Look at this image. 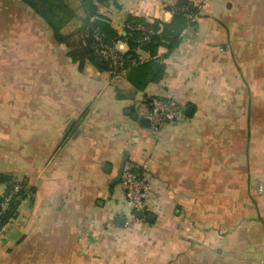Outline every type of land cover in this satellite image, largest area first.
<instances>
[{
	"label": "crops",
	"instance_id": "crops-1",
	"mask_svg": "<svg viewBox=\"0 0 264 264\" xmlns=\"http://www.w3.org/2000/svg\"><path fill=\"white\" fill-rule=\"evenodd\" d=\"M203 1L196 26L183 31L179 46L165 59L160 86L145 90L149 95L176 91L185 107H194L185 120L152 130L136 123L133 108L122 110L130 120L109 121L96 107L86 128H102L109 121L118 135H79L56 153L67 123L85 106L77 108L75 100L60 105L56 88L51 101L41 93L27 107H0L7 112L0 116V127L15 124L0 129V173L34 176L39 195L31 218L19 220V229L3 240L0 264H92L80 254L75 225L80 220L57 210L82 209L71 212L74 219L92 200L102 205L121 156L147 165L149 207L163 209L152 212V222L132 224V247L125 251L132 264H264V0ZM164 2L169 0H116L100 9L122 33L129 15L168 23L172 11ZM217 44H227L228 54L217 53ZM126 49L123 43L120 50ZM137 54L150 59L143 50ZM188 58L198 60L184 64ZM65 59L67 64H38L37 75L68 83L83 77L87 85L91 73L86 75V69L103 80L109 76L93 65L79 71L66 54ZM111 84L116 101L143 94L119 98ZM122 128H131L128 138ZM256 145L260 151L252 152Z\"/></svg>",
	"mask_w": 264,
	"mask_h": 264
},
{
	"label": "rangeland",
	"instance_id": "rangeland-1",
	"mask_svg": "<svg viewBox=\"0 0 264 264\" xmlns=\"http://www.w3.org/2000/svg\"><path fill=\"white\" fill-rule=\"evenodd\" d=\"M62 1L71 7V9L75 12V17L62 28V33L71 36V40L81 39L82 31L88 20L81 8V1ZM191 1L199 12L204 1ZM101 6H99V11L102 13V10L100 9ZM218 48L219 50H217ZM221 49H223L222 54H228L229 47L227 44H217V53L220 52ZM66 51V48L64 49L59 46L54 40L52 31L45 21L35 14L29 6L21 0H0V107L11 104H14L18 108L20 106L27 107L30 104L37 103L35 100L40 97L41 93L42 95L44 94L43 96L45 100L51 101V97L53 95L52 90L56 88H59L60 90V105H67L70 100H75L74 102L77 108L79 106H85L81 112L86 109V117L80 119V112L75 119H72L67 123L65 133L62 135L60 144L55 149L57 150L56 153L61 152L67 142L79 135H102L106 137L118 135L116 134L118 131H116L115 125L109 124V121L113 119L116 121L118 118L130 120V116L126 117L123 114L124 111L122 110H124V108H133L138 117H146L147 111L145 110V107L148 109L149 106L142 99V96L147 94V92H144L142 96L132 98V101H116L115 95L112 91L113 89L110 87L112 85V73L109 71H100L107 72L105 74H109V76L107 78L105 77L103 80V78L100 79L98 75L94 76L93 71L86 69V75L91 73L89 80L91 83L89 85L83 81V77L80 79L77 78L75 81L68 83L65 79L57 82V80H53L52 76L47 74L44 75V78L37 75L39 70L38 64L39 67L40 64H67V60L65 59ZM197 60L198 59L196 58H188L185 59L186 62L184 64L188 62L192 64L193 61ZM206 63L207 62L205 61L204 64ZM89 65L91 64L86 63L88 68ZM195 75L196 73H193L192 77ZM100 83L102 84V87L98 88ZM86 87H89L87 96L83 93ZM69 91L72 92L73 95L69 93ZM21 93L25 95L23 96ZM174 93L176 95V91ZM174 98L176 102L185 107L184 103H181L177 96ZM236 99L240 100L242 97L240 96ZM99 106L102 107L99 108ZM96 107H98L96 112L99 113L100 110L102 111L101 115H105L107 113V119H109L108 124L102 128H86L87 116L95 113L94 108ZM4 110L5 109L0 108V116L7 114L6 111L4 113ZM187 117L188 116L186 115L184 119L179 121H183ZM98 122L100 121L97 120L96 124H98ZM136 123L139 124L137 120ZM14 126L15 124L4 127L5 129H10ZM139 126L141 125L139 124ZM4 127H0V129L3 131ZM151 129L154 130L152 127ZM122 130L123 132L121 130L120 132H122V135L125 138H128V136L131 135V128H129L130 132L123 128ZM256 131L258 132L259 129ZM251 151L259 152V145L253 146ZM121 157H123L121 162L122 171L123 167L126 164H129L131 168L136 170L142 177L145 178L147 184L149 185L146 200L142 208L145 214L147 212H158L156 207H149L151 178L149 177L147 165H144L143 163V165H141V163L128 159L126 156ZM1 174H4L5 180H7L4 182V192L6 191V185L9 184L10 187L11 182L15 180L24 186L25 189H23V193L25 198L16 208H13V215L11 216V220L13 221L10 222V224L6 226V229L1 233L0 246L4 245L3 240L11 230L13 232V230L19 229V220L23 218H31L34 207L36 206L37 197L39 196L37 193L38 180L34 176L13 173ZM121 175L122 172L120 175L118 172L110 181L108 193L103 199H101L103 201L102 205H98L95 199L92 200L89 207H86L83 210L85 212L84 215H80L79 217L72 219L71 212L81 211L82 209L72 210L61 206L57 210L60 213V216H64L67 219L70 218V220H80L75 224L77 229V243L80 254H82L87 261H91L92 264H132L129 256L130 254L125 256L126 249L129 248L131 250L132 247L133 239L131 238V234L134 230L132 224L146 219L145 217L137 218L135 216V210H131V207L128 205L125 195L120 190ZM51 209V207L46 208L47 211H50ZM162 210L163 209H161L158 213H161ZM66 218L64 219L67 220ZM118 218H124L127 224H119L117 222ZM83 222L86 223L83 224Z\"/></svg>",
	"mask_w": 264,
	"mask_h": 264
},
{
	"label": "trees",
	"instance_id": "trees-1",
	"mask_svg": "<svg viewBox=\"0 0 264 264\" xmlns=\"http://www.w3.org/2000/svg\"><path fill=\"white\" fill-rule=\"evenodd\" d=\"M21 1L45 21L54 40L59 46L67 49V59L76 63L79 71H83L86 63H89L99 71L111 72L112 83L119 98H129L136 92L144 93L149 85L160 86L166 70L165 59L179 46L183 31L187 27H195L199 17L198 9L191 0H169L163 4L166 9L172 11V18L168 23L160 19L150 22L141 16L129 15L122 28L124 34H121L112 26L110 18L99 11V6L109 2L116 3V0H80L88 20L82 31V38L71 40V36L62 33V28L75 17V12L65 2ZM96 35L100 39H97ZM145 35L148 36L147 40L144 39ZM118 42H124L127 46L125 51H119L121 66L101 59L99 53L101 47L114 48ZM139 49L148 52L150 59L141 60L137 54ZM152 97L153 94H144L142 99L149 106ZM85 113L86 109L79 118L84 117ZM5 181V175L0 173V183ZM8 190L9 184L6 185V191ZM24 198L23 191L16 194L13 208Z\"/></svg>",
	"mask_w": 264,
	"mask_h": 264
},
{
	"label": "built area",
	"instance_id": "built-area-1",
	"mask_svg": "<svg viewBox=\"0 0 264 264\" xmlns=\"http://www.w3.org/2000/svg\"><path fill=\"white\" fill-rule=\"evenodd\" d=\"M96 38L100 39L98 35H96ZM144 39L147 40L148 36L145 35ZM123 43L124 42H118L114 48L112 46L101 47L99 49L101 59L109 61L111 64H118L121 66L122 59L119 51L123 52L120 50ZM217 50H219V48ZM222 51L223 49L220 50V53H222ZM174 92V90H160L159 92L153 93L146 117L150 120V126L154 128V130H158L161 125L167 122H176L186 117V107L174 100L176 96ZM23 189H25L23 185L13 180L9 190L0 195V235L6 229V226L13 221L11 220V216L13 215V200L15 195L23 191ZM120 190L125 195V199L131 207V210H143L142 208L146 200L149 185L145 178L131 168L129 164L123 167Z\"/></svg>",
	"mask_w": 264,
	"mask_h": 264
},
{
	"label": "water",
	"instance_id": "water-1",
	"mask_svg": "<svg viewBox=\"0 0 264 264\" xmlns=\"http://www.w3.org/2000/svg\"><path fill=\"white\" fill-rule=\"evenodd\" d=\"M122 33H124V32H122ZM193 108H194L193 105H188L186 107V109H185V114L187 116L191 115L192 114V111H193ZM126 113L130 114L131 113V109H126ZM133 118L134 119H137L139 121V123L142 124V125H144V126L149 127L151 125V122H150V120L147 117H138L137 115H133ZM106 167L107 168H105V169L107 170V169L110 168V165L106 164ZM121 172H122V165H121V168H120V171H119V175L121 174ZM135 216L137 218H143V217H145L146 220L151 221V222L155 218L154 214H152V213L145 214V212L143 210H136L135 211ZM117 221L120 224H124L125 223V219L124 218H118Z\"/></svg>",
	"mask_w": 264,
	"mask_h": 264
},
{
	"label": "flooded vegetation",
	"instance_id": "flooded-vegetation-1",
	"mask_svg": "<svg viewBox=\"0 0 264 264\" xmlns=\"http://www.w3.org/2000/svg\"><path fill=\"white\" fill-rule=\"evenodd\" d=\"M147 214V213H146Z\"/></svg>",
	"mask_w": 264,
	"mask_h": 264
}]
</instances>
